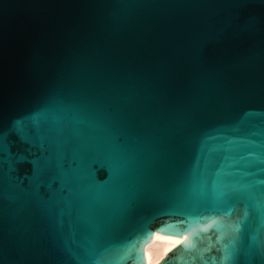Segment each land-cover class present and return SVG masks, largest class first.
Segmentation results:
<instances>
[{
    "label": "water",
    "instance_id": "1",
    "mask_svg": "<svg viewBox=\"0 0 264 264\" xmlns=\"http://www.w3.org/2000/svg\"><path fill=\"white\" fill-rule=\"evenodd\" d=\"M264 264V0H0V264Z\"/></svg>",
    "mask_w": 264,
    "mask_h": 264
},
{
    "label": "bare ground",
    "instance_id": "2",
    "mask_svg": "<svg viewBox=\"0 0 264 264\" xmlns=\"http://www.w3.org/2000/svg\"><path fill=\"white\" fill-rule=\"evenodd\" d=\"M175 242L176 240L154 238L146 246L147 264L160 263L166 257L165 251Z\"/></svg>",
    "mask_w": 264,
    "mask_h": 264
}]
</instances>
